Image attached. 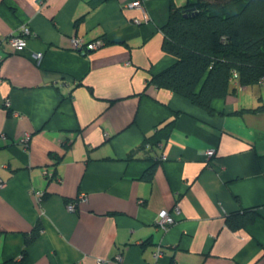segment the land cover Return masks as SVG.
I'll return each mask as SVG.
<instances>
[{
  "label": "crops",
  "instance_id": "0c3cea01",
  "mask_svg": "<svg viewBox=\"0 0 264 264\" xmlns=\"http://www.w3.org/2000/svg\"><path fill=\"white\" fill-rule=\"evenodd\" d=\"M133 1L0 0V264H264V111L248 110L264 83L232 82L213 113L148 83L175 61L162 49L171 2L196 0ZM72 35L104 43L78 51ZM246 208L252 223L227 226Z\"/></svg>",
  "mask_w": 264,
  "mask_h": 264
},
{
  "label": "trees",
  "instance_id": "16d2710c",
  "mask_svg": "<svg viewBox=\"0 0 264 264\" xmlns=\"http://www.w3.org/2000/svg\"><path fill=\"white\" fill-rule=\"evenodd\" d=\"M162 31V49L175 61L150 75L148 83L184 96L209 113L214 112L213 99L233 91L232 82L250 86L264 77V0H196L180 7L171 2ZM233 72L237 73L235 80ZM248 110L264 111V103ZM174 121L172 117L159 125L143 146L165 139ZM256 215L254 208H246L228 214L225 222L239 229L252 223ZM41 228L38 221L26 235L25 245Z\"/></svg>",
  "mask_w": 264,
  "mask_h": 264
},
{
  "label": "built area",
  "instance_id": "2783aa9c",
  "mask_svg": "<svg viewBox=\"0 0 264 264\" xmlns=\"http://www.w3.org/2000/svg\"><path fill=\"white\" fill-rule=\"evenodd\" d=\"M129 5H135V6L141 7L142 2H141V0H136V1L130 2ZM144 20H146V16L144 17ZM28 34H30L29 27L26 26V25H23L20 28V33L19 34L10 35L9 37L6 38L7 43L9 44V46L14 51H19L25 45L26 35H28ZM70 41H71V44L74 47V49H76L78 51H83V49H85V50L96 49V48L100 47L104 43V41L101 40V39L100 40H96V41L86 42L83 39V37L78 36V35H72L71 38H70ZM42 56H43L42 52H36V53H33L32 58H33V60L35 61L36 64H40ZM236 77H237V73L233 72L232 80H235ZM259 83H261V84L264 83V77H262L259 80ZM5 138H6V133L0 132V139H5ZM27 139H28V135H25L18 142L26 144ZM205 155L207 157L213 155V149H207L205 151ZM3 184H4V181L0 178V188L3 186ZM33 194L35 196V199H36L37 203H40L42 198H43V192L41 190H34ZM85 199H86L85 193H80L77 196V200L69 202L67 204V208L69 210H74L77 201H82V200H85ZM174 209L178 210V206H175ZM173 222H174V217H173V215L170 212H168L165 209L160 210L158 212L156 223L161 229L165 230ZM163 254H164V251H163L162 247L159 246V245L153 251L154 259L159 258ZM115 259L121 260V255L117 254ZM101 262H102V259H99L97 261V264H100Z\"/></svg>",
  "mask_w": 264,
  "mask_h": 264
}]
</instances>
